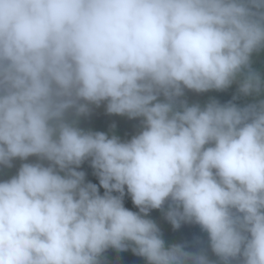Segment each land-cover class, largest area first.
Here are the masks:
<instances>
[{
	"label": "clouds",
	"instance_id": "1",
	"mask_svg": "<svg viewBox=\"0 0 264 264\" xmlns=\"http://www.w3.org/2000/svg\"><path fill=\"white\" fill-rule=\"evenodd\" d=\"M102 103L140 130L80 127ZM17 158L0 264H264V0H0V166ZM153 209L216 259L166 242Z\"/></svg>",
	"mask_w": 264,
	"mask_h": 264
},
{
	"label": "trees",
	"instance_id": "2",
	"mask_svg": "<svg viewBox=\"0 0 264 264\" xmlns=\"http://www.w3.org/2000/svg\"><path fill=\"white\" fill-rule=\"evenodd\" d=\"M234 91V88L222 92L210 91L196 93L188 91L186 96L190 102H204L210 96H215L221 102H227L232 99ZM80 127L94 131L114 132L122 139H130L140 130L139 119H129L127 116L109 114L106 111L105 103H102L99 106H91V111L81 117ZM36 160L37 157L35 156L28 158V162H34ZM23 162L24 161L17 158L13 161V167L11 169L0 166V179L9 178L10 175L16 172L20 164ZM80 167L81 170L86 173V180L96 183L99 186V179L94 174V169L91 167L90 163L85 161ZM100 192L101 194L104 192L102 186H100ZM124 202L126 207L134 211L138 210L132 203L130 195H125ZM149 215L157 221L166 242L184 243L189 250L193 251L199 250L202 247L207 248L210 259H216L215 255L211 252L210 247H208L207 233L202 231L199 225L194 223H183L180 228L175 229L171 223L166 220L161 210L153 209ZM105 258L107 264H146V260L133 253L131 249L126 251L108 249L105 253Z\"/></svg>",
	"mask_w": 264,
	"mask_h": 264
}]
</instances>
